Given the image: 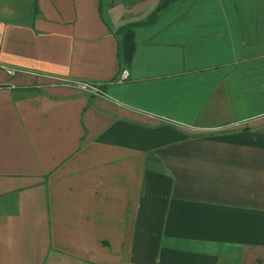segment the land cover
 <instances>
[{"label":"crops","instance_id":"crops-1","mask_svg":"<svg viewBox=\"0 0 264 264\" xmlns=\"http://www.w3.org/2000/svg\"><path fill=\"white\" fill-rule=\"evenodd\" d=\"M160 1L0 0V264H264V0H175L119 81Z\"/></svg>","mask_w":264,"mask_h":264},{"label":"trees","instance_id":"trees-1","mask_svg":"<svg viewBox=\"0 0 264 264\" xmlns=\"http://www.w3.org/2000/svg\"><path fill=\"white\" fill-rule=\"evenodd\" d=\"M175 0H161L156 8L147 16L146 19L130 22L125 25L120 26L115 32L114 36L116 38V56L120 69L130 64V61L134 52V31L139 25H144L151 23L155 20L158 12L173 3Z\"/></svg>","mask_w":264,"mask_h":264},{"label":"built area","instance_id":"built-area-1","mask_svg":"<svg viewBox=\"0 0 264 264\" xmlns=\"http://www.w3.org/2000/svg\"><path fill=\"white\" fill-rule=\"evenodd\" d=\"M6 71L8 73H12L14 70L13 69H9L7 68ZM129 76V71L124 68L121 70V72L119 73V81H122L126 78H128ZM72 86L80 89V90H84L86 92H88L89 94H93V95H98V94H102V89L94 84H89V83H85V82H73Z\"/></svg>","mask_w":264,"mask_h":264}]
</instances>
